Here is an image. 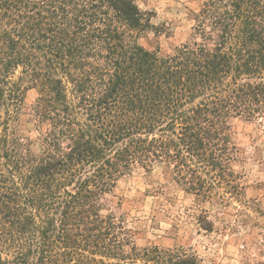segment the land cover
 <instances>
[{"label": "trees", "instance_id": "16d2710c", "mask_svg": "<svg viewBox=\"0 0 264 264\" xmlns=\"http://www.w3.org/2000/svg\"><path fill=\"white\" fill-rule=\"evenodd\" d=\"M193 21L161 54L139 44L136 0H0V264H202L128 251L105 203L155 165L198 199L243 190L232 120L264 124V0H207ZM29 90L39 153L20 127Z\"/></svg>", "mask_w": 264, "mask_h": 264}, {"label": "rangeland", "instance_id": "374dc122", "mask_svg": "<svg viewBox=\"0 0 264 264\" xmlns=\"http://www.w3.org/2000/svg\"><path fill=\"white\" fill-rule=\"evenodd\" d=\"M207 0H136L151 29L139 38L150 51L168 54L191 38L194 14ZM36 90L26 93L20 127L39 153L41 146L32 108ZM232 138L239 150L236 171L242 192H214L211 199H198L184 192L164 174L161 165L151 172L136 170L124 176L105 196L109 211L125 229L134 233L131 247L173 250L197 256L202 264H252L264 261V124L232 120ZM204 216L213 223L206 231ZM137 264H150L138 262Z\"/></svg>", "mask_w": 264, "mask_h": 264}]
</instances>
